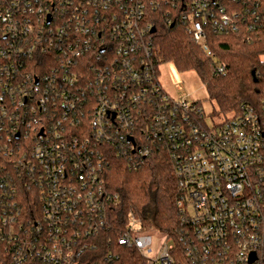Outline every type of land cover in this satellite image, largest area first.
Returning a JSON list of instances; mask_svg holds the SVG:
<instances>
[{
	"label": "built area",
	"instance_id": "1",
	"mask_svg": "<svg viewBox=\"0 0 264 264\" xmlns=\"http://www.w3.org/2000/svg\"><path fill=\"white\" fill-rule=\"evenodd\" d=\"M179 1V20L203 50L205 25L238 32L243 16L230 15L220 0ZM250 4L264 35V6ZM157 6L0 0V139L35 134L30 153L17 151L13 163L40 199L23 222L17 188L0 178V264H83V249L95 247L84 238L107 224L117 204L105 187V146L132 169L170 147L177 241L188 264H264V103L242 106L238 116L211 126L195 101L166 95L150 58ZM50 106L54 113L46 114ZM119 227L118 245L132 248L140 264L173 263L166 235L154 232L159 242L153 241L131 213ZM98 262L120 264L110 252Z\"/></svg>",
	"mask_w": 264,
	"mask_h": 264
},
{
	"label": "trees",
	"instance_id": "2",
	"mask_svg": "<svg viewBox=\"0 0 264 264\" xmlns=\"http://www.w3.org/2000/svg\"><path fill=\"white\" fill-rule=\"evenodd\" d=\"M178 1L154 0L158 6L150 19L155 30L150 37V58L157 75L159 65L166 62L172 63L178 71H194L206 89L208 100L216 106L213 107V114L223 119L215 124L238 116L242 106L260 108L261 103H264V35L261 33L262 28L258 27L257 22L260 20L257 21L251 15L250 3L264 6V0H245V3L243 0H220V5H225L230 15L238 11L243 17L242 20H236L239 25L237 33L215 32L210 25H205L206 50L194 41L185 23L179 20ZM170 18L174 20L168 24ZM248 25L249 29L251 26L256 28L255 33L248 29ZM38 66L33 64L31 67L43 73V69ZM219 67L224 68L223 75L217 74ZM194 104L200 108L203 121L205 117L199 101ZM50 109L46 114L54 113L52 106ZM85 120H88V115ZM67 130L76 132V128L70 126ZM25 134L26 138L21 139L20 135L19 140L12 142L0 139V178L4 176L3 182L17 188V203L22 209L20 219L26 223L27 219L34 217L32 209L40 207V199L39 192L30 182L27 184V176L19 175L23 178V182H20L13 163L19 155L17 151L25 152L27 149L30 153L35 134L28 130ZM104 150L108 157L104 173L105 187L111 195H116L117 204L108 211L107 224L96 235L84 238V241L93 243L95 247L83 249L79 261L83 264H99L98 260H103L110 252L112 260L117 263L140 264V257L132 248L117 243L121 229L119 226L131 213L143 229L166 235L173 243L172 264H188L177 241L180 223L175 201L179 198V189L173 174L170 147L154 151L136 169L129 168L126 158L118 155L114 146H105ZM24 183L29 185L30 190ZM3 191L5 200L11 201L10 188Z\"/></svg>",
	"mask_w": 264,
	"mask_h": 264
},
{
	"label": "rangeland",
	"instance_id": "3",
	"mask_svg": "<svg viewBox=\"0 0 264 264\" xmlns=\"http://www.w3.org/2000/svg\"><path fill=\"white\" fill-rule=\"evenodd\" d=\"M158 81L161 88L170 98L188 102L199 101L205 120L209 125L221 122L223 119L213 114V102L208 100L207 92L200 78L194 71H178L172 63H162L158 67ZM153 241L159 242L156 233L151 234Z\"/></svg>",
	"mask_w": 264,
	"mask_h": 264
},
{
	"label": "water",
	"instance_id": "4",
	"mask_svg": "<svg viewBox=\"0 0 264 264\" xmlns=\"http://www.w3.org/2000/svg\"><path fill=\"white\" fill-rule=\"evenodd\" d=\"M154 31H155V30L152 28V29H151V33H153ZM250 262H251V260H250Z\"/></svg>",
	"mask_w": 264,
	"mask_h": 264
}]
</instances>
